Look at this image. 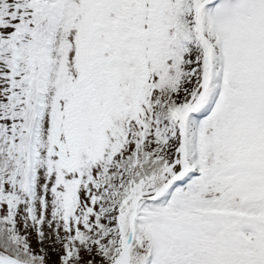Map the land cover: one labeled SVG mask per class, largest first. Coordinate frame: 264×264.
I'll list each match as a JSON object with an SVG mask.
<instances>
[{
  "label": "snow or ice",
  "instance_id": "snow-or-ice-1",
  "mask_svg": "<svg viewBox=\"0 0 264 264\" xmlns=\"http://www.w3.org/2000/svg\"><path fill=\"white\" fill-rule=\"evenodd\" d=\"M0 264H264V0H0Z\"/></svg>",
  "mask_w": 264,
  "mask_h": 264
}]
</instances>
